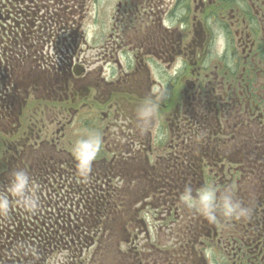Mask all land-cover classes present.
<instances>
[{
    "label": "flooded vegetation",
    "instance_id": "obj_1",
    "mask_svg": "<svg viewBox=\"0 0 264 264\" xmlns=\"http://www.w3.org/2000/svg\"><path fill=\"white\" fill-rule=\"evenodd\" d=\"M145 97L159 111L141 135ZM89 132L102 149L82 179ZM14 170L35 212L8 194ZM186 187L251 215L209 223ZM0 194V264H264V0H0Z\"/></svg>",
    "mask_w": 264,
    "mask_h": 264
},
{
    "label": "clouds",
    "instance_id": "obj_2",
    "mask_svg": "<svg viewBox=\"0 0 264 264\" xmlns=\"http://www.w3.org/2000/svg\"><path fill=\"white\" fill-rule=\"evenodd\" d=\"M227 40L221 29L214 34L213 51L216 56L225 54ZM231 67V64H229ZM159 111V104L151 97L143 98L135 109V119L138 131L146 134ZM102 149L100 135L89 132L83 138L78 139L72 146V155L76 172L82 179H87L92 172L93 163L96 161ZM32 179L26 170H14L9 177L8 194L17 197L24 208L29 212H35L39 206V197L28 195ZM182 200L186 206L195 209L209 223L215 224L219 217L226 221H240L248 219L251 209L245 207L233 194L225 192L220 195L213 187L203 188L198 195L193 194L191 187H186ZM9 209L8 195L0 194V216H6Z\"/></svg>",
    "mask_w": 264,
    "mask_h": 264
},
{
    "label": "rangeland",
    "instance_id": "obj_3",
    "mask_svg": "<svg viewBox=\"0 0 264 264\" xmlns=\"http://www.w3.org/2000/svg\"><path fill=\"white\" fill-rule=\"evenodd\" d=\"M216 56H215V54H212L211 55V57L210 58H212L213 60V62H215L214 60L216 59L215 58ZM171 90H172V87L170 88V93H171ZM184 90H185V85L183 84V83H180L177 87H176V89L174 90V98H175V100H178L179 99V97L184 93ZM176 107L180 110V111H182V110H187L188 109V103L187 102H185V101H180L179 103H176V102H174L173 104H172V109H176ZM132 108L134 109V105L132 106ZM163 117H165V118H167V117H169V112L168 111H166L165 109H163ZM98 128V127H97ZM99 129V128H98ZM100 130V129H99ZM95 133H97V132H95ZM100 135V134H99ZM125 219H128L127 217L125 218Z\"/></svg>",
    "mask_w": 264,
    "mask_h": 264
}]
</instances>
